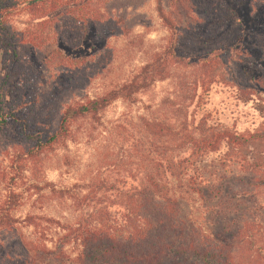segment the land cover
I'll list each match as a JSON object with an SVG mask.
<instances>
[{"label":"trees","instance_id":"1","mask_svg":"<svg viewBox=\"0 0 264 264\" xmlns=\"http://www.w3.org/2000/svg\"><path fill=\"white\" fill-rule=\"evenodd\" d=\"M147 2L0 0V162L43 161L77 122L174 81L149 114L102 126L127 158L120 177H94L76 193L50 182L52 199L69 202L70 221L16 217L9 187L0 264H264V0H248L247 21L229 0H154L164 43L129 80L91 92L109 50L69 57L59 45L77 49L90 33L138 36L152 24ZM20 14L28 19L17 27ZM217 91L232 108L209 106ZM209 167L224 174L211 179ZM226 177L242 186H226ZM192 197L211 209L204 225L188 214Z\"/></svg>","mask_w":264,"mask_h":264},{"label":"rangeland","instance_id":"2","mask_svg":"<svg viewBox=\"0 0 264 264\" xmlns=\"http://www.w3.org/2000/svg\"><path fill=\"white\" fill-rule=\"evenodd\" d=\"M229 1L237 14L247 21L248 0ZM145 10L152 17V24L149 28L137 27L135 34H139L138 36L102 40L96 39L90 33L77 49L59 45L62 53L69 57L87 56L93 50L104 46L109 50L107 65L102 74L90 85L91 92L99 93L129 80L150 54L164 43L168 32L156 16L154 0H148ZM27 19V15L20 14L13 16L11 21L15 26L22 27ZM173 88V79L167 78L154 82L148 89L139 92L132 101L118 99L112 102L101 111L98 119L86 118L74 124L70 138L60 144L56 151L43 161L22 159L11 161L10 158L1 160L0 201L4 199L11 187L10 189L19 196L13 210L16 217L23 218L30 212L38 217L51 216L60 219L61 222L70 221L72 210L69 202L56 200V197L52 199L53 196L49 193L50 182L56 188H70L76 193L79 186L84 187V184L94 177H120L127 164V158L121 161L116 156L118 150L113 149L112 139L103 133L102 126H109L119 117L135 120L137 116L149 114L164 97L172 96ZM229 102L226 93L217 91L211 94L209 106L215 108L227 106L230 109L232 106ZM229 116L231 115H228L227 121L232 122L233 119ZM207 173L211 179L224 174L221 168L214 167H209ZM222 181L233 189L242 186V183H234L232 179L228 181L227 177ZM215 202L214 199L211 204ZM187 205L189 216L196 223L204 225L211 211L209 205L207 209L197 197L189 198L186 207ZM245 205L246 208H256V205L252 206L250 201H246ZM246 211L252 212L249 209ZM39 222L41 229L45 230L47 222L43 219ZM31 231H33L32 228H25V232ZM50 232L55 238V231L50 229ZM48 243L50 244V241Z\"/></svg>","mask_w":264,"mask_h":264}]
</instances>
